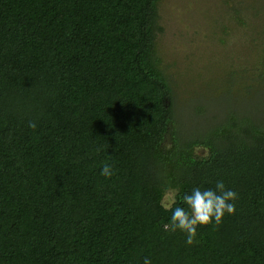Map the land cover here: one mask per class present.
Listing matches in <instances>:
<instances>
[{"label":"trees","instance_id":"obj_1","mask_svg":"<svg viewBox=\"0 0 264 264\" xmlns=\"http://www.w3.org/2000/svg\"><path fill=\"white\" fill-rule=\"evenodd\" d=\"M158 1L0 0V264H264V92L181 134ZM218 181L235 215L165 229Z\"/></svg>","mask_w":264,"mask_h":264},{"label":"rangeland","instance_id":"obj_2","mask_svg":"<svg viewBox=\"0 0 264 264\" xmlns=\"http://www.w3.org/2000/svg\"><path fill=\"white\" fill-rule=\"evenodd\" d=\"M157 13L155 54L181 134L219 115L225 99L242 111L263 94L264 0H159Z\"/></svg>","mask_w":264,"mask_h":264},{"label":"clouds","instance_id":"obj_3","mask_svg":"<svg viewBox=\"0 0 264 264\" xmlns=\"http://www.w3.org/2000/svg\"><path fill=\"white\" fill-rule=\"evenodd\" d=\"M29 126L36 128L35 123H30ZM199 149H197L198 151ZM107 179H111L114 171L111 165L105 163L101 173ZM177 190L169 189L167 194L161 200V206L166 210L172 211L170 224L165 225V229H170L175 232L177 230L186 233V243L194 244L197 236V226L212 225L214 229L218 228L223 221L224 216L235 215V201L238 195L231 189H226L223 181L216 183L215 190L196 187L193 188L190 194L183 196V202L187 205V210L182 207H175ZM144 264H151V260L147 257L144 259Z\"/></svg>","mask_w":264,"mask_h":264}]
</instances>
